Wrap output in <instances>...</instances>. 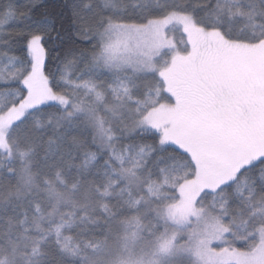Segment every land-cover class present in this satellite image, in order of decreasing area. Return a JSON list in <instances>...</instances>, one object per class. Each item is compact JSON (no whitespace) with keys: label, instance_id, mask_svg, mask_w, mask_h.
<instances>
[{"label":"snow or ice","instance_id":"obj_1","mask_svg":"<svg viewBox=\"0 0 264 264\" xmlns=\"http://www.w3.org/2000/svg\"><path fill=\"white\" fill-rule=\"evenodd\" d=\"M0 264H264V0H0Z\"/></svg>","mask_w":264,"mask_h":264}]
</instances>
